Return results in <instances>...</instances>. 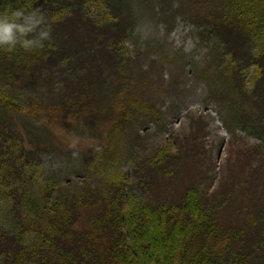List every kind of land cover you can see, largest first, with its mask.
I'll list each match as a JSON object with an SVG mask.
<instances>
[{
  "label": "trees",
  "instance_id": "trees-1",
  "mask_svg": "<svg viewBox=\"0 0 264 264\" xmlns=\"http://www.w3.org/2000/svg\"><path fill=\"white\" fill-rule=\"evenodd\" d=\"M128 1L0 0L51 25L43 48L0 50V264H264V165L247 206L233 188L214 201L194 186L177 201L146 193V171L171 155L138 149L163 121L125 49ZM180 3L230 140L264 150V0ZM48 122L77 142L56 144ZM223 201L239 205L229 221Z\"/></svg>",
  "mask_w": 264,
  "mask_h": 264
},
{
  "label": "rangeland",
  "instance_id": "rangeland-1",
  "mask_svg": "<svg viewBox=\"0 0 264 264\" xmlns=\"http://www.w3.org/2000/svg\"><path fill=\"white\" fill-rule=\"evenodd\" d=\"M187 7L180 0H129L123 18L133 28L125 43L129 59L138 65V70L135 66L131 69L139 71L147 84L145 99L155 102L163 121L150 125L148 132H140L138 149L144 154L142 160L152 161L160 150L171 155L169 166L152 174L146 171L155 176L146 193L154 200L177 201L188 186H194L214 201L226 198L233 188L241 204L247 206L249 195H254L260 182L251 173H261L264 150L257 149L253 139L230 140L212 102L209 84L196 71L208 59ZM46 125L56 144L66 147V141L77 142L76 137L66 135V128L55 122ZM50 160L43 158L47 169ZM54 163L58 164L57 160ZM228 203L223 201L218 212L222 218L230 217L224 221H229L231 211L239 206Z\"/></svg>",
  "mask_w": 264,
  "mask_h": 264
},
{
  "label": "clouds",
  "instance_id": "clouds-1",
  "mask_svg": "<svg viewBox=\"0 0 264 264\" xmlns=\"http://www.w3.org/2000/svg\"><path fill=\"white\" fill-rule=\"evenodd\" d=\"M51 38V25L37 11L11 9L0 12V50L25 51L43 48Z\"/></svg>",
  "mask_w": 264,
  "mask_h": 264
}]
</instances>
